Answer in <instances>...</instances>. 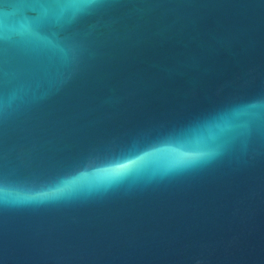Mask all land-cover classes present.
<instances>
[{"label": "water", "instance_id": "1", "mask_svg": "<svg viewBox=\"0 0 264 264\" xmlns=\"http://www.w3.org/2000/svg\"><path fill=\"white\" fill-rule=\"evenodd\" d=\"M0 264H264V0H0Z\"/></svg>", "mask_w": 264, "mask_h": 264}, {"label": "clouds", "instance_id": "2", "mask_svg": "<svg viewBox=\"0 0 264 264\" xmlns=\"http://www.w3.org/2000/svg\"><path fill=\"white\" fill-rule=\"evenodd\" d=\"M97 170H92L91 172L85 170L79 173H76L74 177H60L53 184L49 185L46 190H43V195H47L48 193H59L68 190L71 193L72 189H74L77 185L84 186L85 182H87L92 176L96 174ZM41 191H36L34 194L25 193L23 199L25 200H38L41 199Z\"/></svg>", "mask_w": 264, "mask_h": 264}]
</instances>
